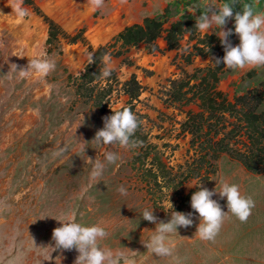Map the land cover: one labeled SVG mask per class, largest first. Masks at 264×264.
<instances>
[{
  "label": "rangeland",
  "instance_id": "1",
  "mask_svg": "<svg viewBox=\"0 0 264 264\" xmlns=\"http://www.w3.org/2000/svg\"><path fill=\"white\" fill-rule=\"evenodd\" d=\"M43 1L24 0V7L46 25L42 48L56 67L45 78L17 77L13 64L18 69L24 64L16 56L15 38L7 28L0 29V264H74L79 254L76 249L56 248L52 239V230L60 226L58 220L72 214L83 225L104 227L108 235L99 241L100 247L125 253L132 264H264V170L251 172L239 159L250 148L241 126L244 123L236 116L240 112L230 115L220 111L216 119L195 93L205 86L189 90L199 86L207 68L214 66L216 53L197 52V46L204 50L207 46L198 41L204 34L196 28L193 34L187 31L177 38L174 48H169L165 39L167 29L179 18L192 15L196 21L198 10L203 13L208 0H104L90 15L92 25L119 9L121 26L118 19L116 24L112 22L115 32L96 46L86 35L89 25L85 20L77 18L80 25L68 30L44 12L39 5ZM86 2L60 0L56 8L63 18L70 19L80 9L75 3ZM167 7L168 19L151 43V51L145 42L123 45L114 39L124 27L142 23L145 16L160 18ZM234 23L229 18L222 30L233 29L228 40L236 46L239 37ZM215 31L213 28L207 35H216ZM66 44L78 45L85 55L78 70L65 58ZM102 47L100 60L88 73L94 79L82 83L80 75L89 65L87 53ZM169 52L172 54L161 71L156 70L153 59L141 63L143 56L166 57ZM105 54L112 59L107 78L102 76ZM250 70L253 75L246 74ZM217 77L210 92H220L226 101L234 102V96L264 80V67L223 66ZM132 78L139 91L130 98L123 85ZM177 89L183 93L180 100L172 98ZM121 104L140 122L133 137L139 146L127 150L110 146L107 150L118 154L119 166L104 161L103 177L94 185L85 156L95 158L104 151L91 140L103 127L102 118L112 114L110 107ZM259 109H264V104ZM28 113L32 122L20 130ZM57 144L66 150L62 155L56 154ZM81 144L87 146L84 154ZM195 178L209 190H219L221 180L238 185L243 195L255 201L247 222L241 223L227 212L226 198L216 193L211 198L227 212L223 225L214 241L199 239L195 232L200 219L190 205L191 194L197 189L187 186ZM85 186L88 190L81 197ZM120 188L126 189V194L122 195ZM165 190H170L173 210L190 212L193 219L192 226L178 227L177 235L170 237L175 249L168 257L152 254L141 242L148 236L146 229H155V224L142 218L145 208H153L158 222L170 219L172 210L160 208Z\"/></svg>",
  "mask_w": 264,
  "mask_h": 264
},
{
  "label": "clouds",
  "instance_id": "2",
  "mask_svg": "<svg viewBox=\"0 0 264 264\" xmlns=\"http://www.w3.org/2000/svg\"><path fill=\"white\" fill-rule=\"evenodd\" d=\"M104 0H88L90 11L95 12L103 5ZM123 3L124 0H121ZM259 0H248L240 10H235L236 0H224L219 3L218 0H208L205 5V11L196 17L195 27L205 36L210 30L216 28L215 34L220 39L223 46L224 55L222 58H215L214 64L219 65L221 61L224 67L229 69H245L264 67V11L257 10ZM18 17L23 22L29 12L24 7V0H13L8 3ZM229 18H234V32L239 37V44L233 46L228 40L233 29L222 30ZM15 55V54H14ZM17 56V55H16ZM20 57L27 56L28 64L26 67L17 68L15 64L13 71L17 73L19 79H43L50 72L55 70L54 59L47 58V53L43 50L33 51L30 55L20 54ZM88 63H95V51L87 53ZM104 65L102 76L107 78L111 75L112 59L110 54L102 57ZM9 79L12 76L9 75ZM112 114L103 117V127L95 132L91 141L99 144L104 151H101L95 158L85 156L84 163L91 165L89 180L92 184L101 181L105 169V162L118 165L119 156L117 153L108 151L112 145H119L123 149H132L139 146V142L133 137L140 127V122L135 113L127 106L110 107ZM81 118L84 117L81 115ZM80 125L73 128L75 130ZM84 141V140H83ZM86 145H79L80 151L84 154ZM57 155H62L66 150L56 145ZM188 187H195L197 190L192 192L190 197L191 208L198 213L200 223L196 228V234L199 239L205 241H214L219 235L223 225L225 214L231 212L241 223H246L252 209L255 207V201L250 196L243 195L239 186L230 184L226 180L220 181V188L209 190L201 184L200 178H195L187 182ZM85 186L81 191V197L87 192ZM122 195L126 194V189L120 188ZM166 191V199L161 203L160 208L165 212H170V219L159 221L153 214V208H145L142 218L155 224L154 230L148 231V236L141 240L145 247L156 256L168 257L173 255L175 243L170 239L172 235H177L178 227H190L193 224L192 213H184L173 210V204L170 200V190ZM218 193L221 198H226L227 212H224L220 204L211 197ZM60 226L52 230V239L55 241L56 248L71 250L73 248L79 253L74 264H132L125 253L119 250L103 249L99 241L107 235V231L99 224L83 225L77 222L74 214L69 215L65 220L60 221ZM53 250V249H52ZM177 264L179 262L177 261Z\"/></svg>",
  "mask_w": 264,
  "mask_h": 264
},
{
  "label": "trees",
  "instance_id": "3",
  "mask_svg": "<svg viewBox=\"0 0 264 264\" xmlns=\"http://www.w3.org/2000/svg\"><path fill=\"white\" fill-rule=\"evenodd\" d=\"M220 1L221 3L224 2V0ZM246 2H248V0H236L235 10H240L241 6ZM168 7L162 12L160 18L145 16L141 24H132L126 26L115 36L114 39L121 41L123 45H136L138 42H145L149 45L148 50L151 51L153 46L151 43H153L154 39L160 34L162 23L168 19ZM257 10L264 11V0H259L257 4ZM201 13L202 11L198 10V15ZM195 28V21L190 15L174 21L167 29L165 35L168 47L174 48L177 44V38L187 31L190 34H193ZM50 32H52V34L54 32L52 25L50 26ZM198 41L207 46L205 50L203 48H198L197 46L196 49L198 50L197 52L199 54L211 55L216 53L215 58L223 57V46L220 43V39L216 35H204L203 37L199 38ZM103 51L104 48L102 47L95 52V63L87 65L86 69L80 75V79L83 81L82 83L87 84L94 79V75H89L88 73L100 60L99 56H101ZM223 66V62L221 61L219 65L214 64L212 68L208 67L206 76L204 75L201 77L200 85L191 86L189 87V90H192L193 87L195 88L205 86L203 89H200L201 91L196 90L195 93L200 94V97L203 101L202 105H204L210 112L211 116H214L216 119H218L217 113H220V111H227L230 113V115H236L240 112V114L236 116L238 120L240 119L244 123L241 126L244 128L246 136L249 140L250 148L249 152L244 155L241 154L239 159L251 172H262L264 170V109L260 110L259 106L264 104V80H261L258 86L249 88L244 93L234 96V102H228L222 97L220 92L215 90L210 92L213 88V85L217 83V73L223 71ZM246 74L253 75V70L248 71ZM194 77L195 74L192 76V78ZM186 84L187 82H183V85ZM129 85L131 86L129 87ZM123 86L124 90L128 92L130 98L135 97L138 94L139 85L134 80V78L125 82ZM180 94L182 95L183 93L179 92L177 89L176 93L172 95V98L175 100H180ZM204 96H206V98ZM217 99H219L218 102ZM236 104L239 105L237 108Z\"/></svg>",
  "mask_w": 264,
  "mask_h": 264
},
{
  "label": "bare ground",
  "instance_id": "4",
  "mask_svg": "<svg viewBox=\"0 0 264 264\" xmlns=\"http://www.w3.org/2000/svg\"><path fill=\"white\" fill-rule=\"evenodd\" d=\"M82 1L87 2L84 5L75 3L76 6H79L80 9L78 12H71L72 17L70 19L63 18L60 10L56 8V4H59L60 0H46L41 2L39 5L42 7L46 14H48L56 21L61 22L63 26L68 30L75 25H80V22L76 21L77 18L85 20L89 25V29L86 32V35L88 36V39L91 41L92 45L96 46L99 43H103L106 39H108V37H110L112 33L115 32L116 28L114 25H111L112 22L113 24H116L118 19L117 25L121 26L119 22L120 20L118 18L119 9L109 15V17L99 20L98 24L93 26L91 22L92 19H90L92 11H90L89 9L88 0ZM12 2L13 0H0V29L3 27L7 28L9 32L14 36L17 44V57L22 60L24 64L23 67H26L28 64V57H20L19 55H30L33 51L43 50L42 43L46 36V25L38 16L31 13L30 11L29 17L27 19H23V22H20L19 17L15 13H13L12 8L8 4ZM52 3L55 4L52 5ZM108 22H110L109 25ZM106 24L108 25L107 27L105 26ZM171 54L172 53L169 52L166 57L159 56L158 58L143 56L141 63L146 64L148 60L153 59L156 63V70L161 71L163 68H166L167 59ZM65 58L68 62L74 64L76 66V70H78L81 62L85 58V55L81 52V49L78 47V45L66 44ZM149 80L150 79H148V81ZM37 94H39V90L37 91ZM31 119V113L25 114V117L21 120L20 130L30 125V123L32 122Z\"/></svg>",
  "mask_w": 264,
  "mask_h": 264
},
{
  "label": "crops",
  "instance_id": "5",
  "mask_svg": "<svg viewBox=\"0 0 264 264\" xmlns=\"http://www.w3.org/2000/svg\"><path fill=\"white\" fill-rule=\"evenodd\" d=\"M190 16H191V18L193 19L192 15H190ZM121 17H124V16H121ZM149 17H151V16H149ZM232 19H233V18H232ZM233 20H234V19H233ZM119 22H121V21H119ZM140 24H141V23H140ZM124 28H125V27H124ZM124 28H123V29H124ZM123 29H122V30H123ZM120 31H121V30H120ZM120 31H119V32H120ZM157 72H158V71H157ZM158 73L162 74L161 72H158Z\"/></svg>",
  "mask_w": 264,
  "mask_h": 264
}]
</instances>
